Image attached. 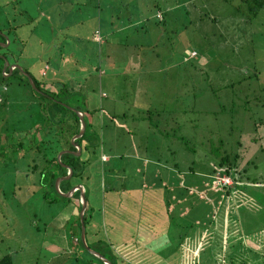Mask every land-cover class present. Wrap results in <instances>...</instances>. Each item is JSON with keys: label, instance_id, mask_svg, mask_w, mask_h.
I'll use <instances>...</instances> for the list:
<instances>
[{"label": "rangeland", "instance_id": "1", "mask_svg": "<svg viewBox=\"0 0 264 264\" xmlns=\"http://www.w3.org/2000/svg\"><path fill=\"white\" fill-rule=\"evenodd\" d=\"M71 1L0 0V36L9 40L0 55L19 65L21 74L26 69L62 87L54 94L59 99L52 98L58 105L42 99L20 72L0 76V257L10 252L14 264H83L90 255L95 259L88 243L98 247L93 242L99 240L113 242L111 250L127 264H190L187 259L228 264L238 244L264 240V94L258 95L264 86V5L248 20L242 0ZM157 11L162 19L165 12L164 22L157 20ZM129 21L128 27H117ZM95 29L111 32L109 41L99 43ZM108 53L113 61L106 59ZM258 70V80L224 88ZM101 88L107 93L95 115V151L81 175L64 179L72 187L83 183L87 192L85 247L79 212L71 213L72 204L44 185L40 166L31 171L43 162L31 145L37 149L43 132L46 140L55 138L49 128L53 117L65 137L72 114L63 107L73 110L84 98L93 110ZM233 92L263 99L237 107L234 116L227 109L220 112V100L227 97L230 108ZM147 110L153 112L151 120L143 118ZM123 112L127 118L110 119ZM63 150L68 148L56 157ZM101 150L118 154L110 169L128 178H110L109 165L98 159ZM225 151L242 154L240 168L253 165L242 174L240 190L223 196L211 181L219 176L213 169ZM110 184L131 189L117 192ZM149 199L156 200L154 206ZM143 217L158 221L145 235ZM165 219L173 223L166 225ZM187 224L195 231L184 238ZM129 235L133 239L127 240ZM261 252L258 264L264 262Z\"/></svg>", "mask_w": 264, "mask_h": 264}, {"label": "trees", "instance_id": "2", "mask_svg": "<svg viewBox=\"0 0 264 264\" xmlns=\"http://www.w3.org/2000/svg\"><path fill=\"white\" fill-rule=\"evenodd\" d=\"M242 2L244 4H247V13H249L248 14V20L251 19V17L256 16V13L258 12V10L260 8H262L263 5H264V0H242ZM128 4L126 5V7L130 6ZM164 20H165V18L160 19L159 21H163L164 22ZM130 23H132V22H130ZM15 27L16 26L13 25L12 28L14 29ZM98 33H99V31H98ZM0 40L5 41V38L0 36ZM99 43H102V41L99 40ZM2 47L3 46L0 45V50L2 49ZM192 51H190V52H192ZM195 53L196 54L193 57H196L197 54H198L197 52H195ZM2 62H3V58H0V76H1V78H4L5 77L4 73H9V71H8V69H6L4 71V73H3V71H2ZM25 71H27V70L25 69ZM19 72H20L19 69L13 68L12 72H11V75H13L14 73L19 74ZM260 73H261V71L258 70V71H255L254 74H249V75L245 74L246 76L244 77V79H240L238 81H233V82L227 83V84L224 85V88H234L237 84H242V82H247L250 79H253V77L256 80H258L259 76H260ZM20 74H21V72H20ZM29 75L31 76V78L33 80V83H34V86H35L34 89L31 86L30 82L28 81L27 77L24 74H21V76L24 79H26V84L33 91L36 90V92L39 93V96H41V98L43 96V97H46V98L51 99V100H52V98L53 99H59V98H57V95H54V94H56V92L58 90H62V87L57 86L58 82L52 80L48 84V83H45V82L35 78L30 73H29ZM50 84H54V86L52 87ZM249 86H251V85H249ZM44 87L46 89H43ZM54 87H55V89H53ZM259 94L260 95L264 94V86L259 87L258 95ZM235 96H236V98H235ZM261 97L262 96H257L255 94L252 95V93H248V92L247 93L245 92V94L242 97H239V94H236V92H233L232 96L229 97L230 98L229 102H231L230 108H228L225 105V103H224V100H227V97L220 100V112H223V111H225L227 109V111L228 110L230 111V115L234 116V115H236L238 113V108L237 107H240V106L242 107V105H243V107L249 106V103L252 100H254L255 98L257 99V101L261 102L262 99H263V98L261 99ZM238 99L240 100V102H237ZM52 102L55 103L56 101L52 100ZM64 103L68 104L67 102H64ZM56 104L61 105L59 102H56ZM81 107L82 106H79V105L74 106V109H76V111L81 112L83 114L84 121H85V131H84L83 135L78 137L77 139H75V143L80 145L81 152H80L79 156L75 155L74 153L65 152V153H63L61 155L60 160H57V157H56L57 152L59 150L63 149V148H68L69 150H72V151L76 150V148L71 144L70 138L73 135H75L76 133H78V131H79V127H80L79 116L76 113V111L71 110L67 106H64L63 108H66L72 114L71 119H70V120H72V123L69 124L70 128H69L68 134L65 135V137H64V134H63L64 129H61L60 128L61 126L58 128L60 123H56V125H55V120H57V118L53 117L52 120H54V119L55 120H54V122L51 124V126L49 128L54 129L55 138L46 140L47 137H48V134L43 132V134H45V136H44V138H41V140L39 141L37 149H35L33 143H32L33 145H31V148H32L31 150L39 152L40 159H41V161H43L42 163L40 162L39 164H34L32 166V168H31V171L33 169V172H36V171L38 172V166H40L39 174L42 177V182L44 183V185L50 186L54 191H55V187H54L55 179L58 176L66 175L67 172H68L67 168L64 167L61 163L67 164V165H69L71 167L72 175L69 178V180H70L72 177L82 174V172L84 170V164H86V163L88 164L89 161H90V153L93 154V152L95 151V140L91 136L93 134L94 137H95V133H94L95 132V127H94V124H92V121L90 120V119H92V117H90L89 114H93V112H96L97 109H93V110L90 109L89 110V109H83ZM145 114L146 115H144V117H143L145 119L146 118H150V120H151V118L153 117V112L150 111V110H147ZM116 116L127 118L126 117V113L123 114V115H118V114L116 115L114 113L112 116H110V119L111 120H116L117 119ZM62 118H63V115H60L58 117V121H61ZM154 124H155V126H159L158 125L159 122L157 120H156V122ZM55 128H56V130L58 129V131H56ZM171 132H173V130ZM48 133H49V131H48ZM43 134H41V135H43ZM163 134L167 136L168 134H170V131L166 130V131L163 132ZM61 135H63V136H61ZM182 138L185 139L184 136ZM43 142H45V147L42 146ZM237 143L240 144V141H238ZM96 144L98 145V140H97ZM89 150H91V152H89ZM217 152H218V150H216V153ZM241 156H242V154L240 152H238V151L235 154L234 153L228 154V152L225 151V152H223V154L219 155V161H217V167L218 168L217 167L214 168L213 172L217 171V173L219 175L220 174H224V175L230 176V178H232V183H231V185H222L218 181L212 179L211 187H212L213 190L221 192L223 194V196L224 195H230V193L232 192V189L240 190L239 189L240 188L239 187L240 186L239 183L241 184V186H243L245 184L244 183L245 179L243 180L244 175L242 176V174L247 173L248 168L251 167L253 164L252 165H247L246 167H241L240 168L239 167V163H240V160H241ZM240 181H242V182H240ZM254 181H256V180H254ZM80 184L84 185L81 182H80ZM61 186H63V188ZM71 187H72V185L69 183L68 180H63V182L60 181V183H59V188H60V190L62 192L68 191ZM64 198L67 200L68 203L71 202V201H75L77 203L78 212H79L80 207H81L79 190H75V192L72 194V196L64 197ZM85 199H86V202H87V200H88L87 199V192H85ZM185 211L186 210H184L183 213ZM86 212H87V208L84 211V217H83L84 218V224H85V239H86V233H87L86 232ZM209 219H210V217H209ZM209 219H208V221H209ZM194 220L195 221L193 223L199 224L200 220L195 219V218H194ZM212 222H213V220H211V223ZM201 224H202V222L199 225H201ZM186 226L187 227H191V228L188 231H183L182 232L184 238L186 236L190 235V233H193V231H195V228H193V226L191 224L189 226L187 224ZM182 233L180 232L179 235L182 236ZM181 236L178 237V232H177V237H178L177 239L181 238ZM77 241L80 242L81 248H83V249H85V251H87V249L84 248V246H83V244H82V242H81V240L79 238H77ZM181 242H183V238L181 240L179 239V243H181ZM109 243L111 244L113 242L109 241ZM93 244H96V245L98 244V247H94L93 245L88 243L89 248L99 251L102 256H104L106 259H108L111 262V264H127L126 263L127 260H125L124 258L120 259L111 250L112 248L110 247V244H109V246L108 245H104L103 242L99 241V240H95L93 242ZM179 250H181V249H179ZM77 253H78V251H77ZM76 258H78L77 254H76ZM244 258H246V257L244 256ZM83 261H82L83 264H95V262H96V264H105L100 258H98L96 256H95V259H94L93 255H90V258L84 259ZM0 264H14L13 255L10 252H7L4 255H2L0 257Z\"/></svg>", "mask_w": 264, "mask_h": 264}, {"label": "crops", "instance_id": "3", "mask_svg": "<svg viewBox=\"0 0 264 264\" xmlns=\"http://www.w3.org/2000/svg\"><path fill=\"white\" fill-rule=\"evenodd\" d=\"M71 2H74V0H72ZM73 4V3H72ZM110 4V6H108V7H110L111 8V6H112V2H110L109 3ZM99 6L101 5V3H99L98 4ZM113 7V6H112ZM171 7H173V6H171ZM167 8H169V7H167ZM71 9H73V7L72 8H70V11H72ZM159 11H161L160 9H158ZM110 11V10H109ZM158 12V11H157ZM116 13H117V11H116ZM162 13H163V18H164V13L165 12H163L162 11ZM111 16H113V15H111ZM155 16H156V14H155ZM157 19V18H156ZM157 20H159V19H157ZM113 21V19H110V22H112ZM140 21V20H139ZM138 20H136V25H137V22H139ZM113 23H114V21H113ZM139 23H141V22H139ZM131 23H130V21H129V23H127V24H120V25H118L117 27L118 28H126V27H128V25H130ZM96 31H98L97 29H95ZM94 30V31H95ZM94 35V34H93ZM103 35V36H102ZM112 35V33L111 32H106V33H100L99 32V36H100V40L105 44V42L107 41H109V38L108 37H110ZM115 37V36H114ZM111 53H113V52H111ZM111 53H108V54H110L111 55ZM110 55H108L107 56V60H109V61H113V58H112V56H110ZM112 55H114V54H112ZM131 67V66H130ZM84 80H86V78H84ZM90 91H93V89H90ZM94 91H95V89H94ZM105 90H102V88H101V92L99 91V96H100V98L98 99V98H95L93 101H92V104L93 105H97L96 107H95V109H99V104L101 103L100 101V99H101V96H104V95H102V94H106L107 93V91H105ZM78 103L79 104H83V106L81 107V108H83V109H91V108H89L90 107V105H88L87 103H86V101H85V99L83 98V100L82 101H77L76 103H75V105L74 106H77L78 105ZM79 106H81V105H79ZM116 115H117V113H115ZM123 114H125L124 112L123 113H121L120 115H123ZM90 115V117H92V119H90L91 121H92V123H95L94 125H97V120H96V116L95 115H97V112H93V114H89ZM99 116L102 118V115H100L99 114ZM101 121H102V119H100ZM105 157V159H103L102 157ZM114 157H118V154H109V153H104L102 150H101V152H100V155H99V160L104 164V163H107L108 165H109V170H110V178H114V179H126V178H128V174L127 173H124V171H120V172H117V171H114V170H112V169H110V164H109V162H110V160L111 159H115ZM90 160H91V157H90ZM90 162V161H89ZM127 163H129L128 161H127ZM112 167V166H111ZM174 167H176V165L174 164ZM82 185V184H81ZM110 185H113V190H117V192H121V190L123 189V191H129L128 189H131V185H129V187L126 185V186H123V185H121V186H117L116 184H110ZM169 185V184H168ZM142 186H146V187H149V189H151V187H158V186H155V185H142ZM104 187H106V185H104ZM127 187V188H126ZM82 188L84 189V191H85V188H84V185H82ZM142 195V197L140 198V200L141 201H144L146 198L143 196L144 194H141ZM73 202V203H72ZM87 202H88V200H87ZM86 202V204H88ZM155 202H156V200H148V204H149V206H154V204H155ZM113 201H111L110 202V205L112 206L113 205ZM70 204H72V209H71V213H74V214H77L78 213V207H77V203L75 202V201H71L70 202ZM116 205V204H115ZM160 207H162V206H160ZM155 209H153V212L155 213ZM162 211H163V209H162ZM143 212H144V210H143ZM152 211H151V208H148V210L146 211V213H151ZM183 214V213H182ZM89 218H90V215H89ZM143 219V222H142V228H141V230L143 231V234L145 235V234H148L150 231H152V230H149V228H150V225H152V224H158V221H153V220H149L148 218H146V217H143L142 218ZM90 221H91V219H89ZM134 221H138V220H134ZM171 223H173V221H170L169 219H165V224L166 225H168V224H171ZM92 227H96V224H94V225H92ZM122 234H124V235H126L125 233H122ZM133 239V236H130L129 235V237H127V240H131V238ZM123 238V237H122ZM256 239V240H255ZM254 240L253 239H247V240H244V242H243V245H244V247H242V246H240V247H238V248H240V249H238L237 248V246H239V244L234 248V252L232 253V254H229V256H230V262L228 263V264H258L256 261H259V260H262L263 258L262 257H257L258 256V251L260 252V250H264V240L263 239H258V238H255ZM243 241V240H242ZM241 241V242H242ZM241 245V244H240ZM176 253V252H175ZM235 253V254H234ZM261 253H264V252H261ZM254 254L256 255V257L254 256ZM233 255V256H232ZM182 256V255H181ZM180 256V257H181ZM244 256L246 257V258H244ZM260 256H263V255H260ZM179 257V258H180ZM244 258V259H243ZM187 260H189V262H191L192 264H193V262H195L194 260H192V259H187ZM190 263V264H191ZM264 262H261V264H263Z\"/></svg>", "mask_w": 264, "mask_h": 264}, {"label": "water", "instance_id": "4", "mask_svg": "<svg viewBox=\"0 0 264 264\" xmlns=\"http://www.w3.org/2000/svg\"><path fill=\"white\" fill-rule=\"evenodd\" d=\"M5 38V41L4 42H1L0 41V45L1 46H6V44H9V40L6 36H4ZM0 58H3L4 60V66L2 68V71L4 73V71L6 69H8L9 73L12 72V69L13 68H17V69H21L23 70L19 65L17 64H9V62L7 61V59L3 56L0 55ZM9 73H4V75H7ZM23 74L28 78L30 84L34 86V83H33V80L31 78V76L29 75L28 72H25L23 71ZM74 111H76V109L73 108ZM76 113L78 114L79 116V122H80V127H79V131L77 134L73 135L72 138H71V144L76 148L75 151H72V150H63L62 152H60L57 156L58 160H60V157L63 153L65 152H69V153H74L76 155H79L81 150H80V145H78L77 143H75V139H77L78 137L82 136L84 131H85V121H84V117H83V114L81 112H78L76 111ZM64 167H66L68 169V175H65V176H59L56 180H55V183H54V187L56 189V191L59 192V194H61L63 197H70L72 196V194L75 192V190H79L80 192V203H81V207H80V210H79V219H80V224H81V232H80V237H81V240L82 242L85 244V247H87L86 243H85V224H84V211L86 209V199H85V191L84 189L82 188V185L81 184H77L75 186H73L71 189H69L68 191L66 192H62L59 188V183L60 181L64 180V179H69L72 175V169L69 165L67 164H64V163H61ZM87 249L93 253L95 256H97L98 258H100L105 264H111V262L106 259L104 256H102L99 252L93 250V249H90L89 247H87Z\"/></svg>", "mask_w": 264, "mask_h": 264}, {"label": "built area", "instance_id": "5", "mask_svg": "<svg viewBox=\"0 0 264 264\" xmlns=\"http://www.w3.org/2000/svg\"><path fill=\"white\" fill-rule=\"evenodd\" d=\"M156 17H157L158 19H162V15H161V13H160V12H157ZM94 36H95V38H96L97 40H100V36H99L98 31L95 32ZM193 52H194V51H193ZM194 53H195V52H194ZM103 159H105L104 156H103ZM225 176H226V177L223 178V176L219 175L217 178L215 177L214 180L218 181V182H219L220 184H222V185H231L232 182L229 180V176H227V175H225Z\"/></svg>", "mask_w": 264, "mask_h": 264}]
</instances>
